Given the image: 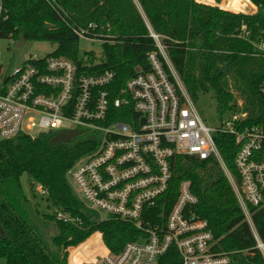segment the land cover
I'll return each mask as SVG.
<instances>
[{"label":"trees","instance_id":"1","mask_svg":"<svg viewBox=\"0 0 264 264\" xmlns=\"http://www.w3.org/2000/svg\"><path fill=\"white\" fill-rule=\"evenodd\" d=\"M0 1L7 15L0 21V38L15 41L23 34L25 41L53 43L54 51L45 57L64 56L75 63L79 73L87 75L112 70L116 86L123 85L137 69H149L148 53L158 54L150 35H159L192 99L211 91L220 114L238 109L246 114L244 123L264 122V99L259 92L264 79V57L251 42L236 35V28L245 25L251 31V39L264 37L261 11L232 12L196 0ZM250 1L264 8V0ZM90 23L94 27L87 29ZM85 29L87 35L101 36L100 59L93 52L80 49L75 31ZM95 59L98 62L89 64ZM223 64L225 72L221 70ZM213 139L226 167L234 172L237 146L233 135L216 132ZM95 144L87 131L78 128L41 133L33 138L26 135L0 138L3 264H68L66 248L78 245L94 232L101 233L103 244L111 252L120 251L127 241L136 238L137 230L128 222L89 220L66 182L67 168L92 151ZM170 163L172 179L161 199L166 202V210L175 201L180 182L189 181L196 201L187 208V213L207 221L214 240L213 250L227 253L229 264H264L217 160L213 156L199 159L183 154L173 156ZM23 174L28 176L31 190L39 184L46 190L45 197L53 208L69 211L80 217L81 223L63 222L52 213L39 212L21 183ZM153 217L154 212L146 218ZM253 222L264 241V207L254 211ZM156 264H179L176 248L169 247Z\"/></svg>","mask_w":264,"mask_h":264},{"label":"built area","instance_id":"2","mask_svg":"<svg viewBox=\"0 0 264 264\" xmlns=\"http://www.w3.org/2000/svg\"><path fill=\"white\" fill-rule=\"evenodd\" d=\"M245 4L247 11L242 13L264 14V8L250 0ZM6 18L0 1V21ZM93 27L90 23L87 29ZM87 29L75 31L79 41L101 42L100 35H87ZM236 35L251 42L264 57V37L251 39L245 25L236 28ZM150 36L161 59L155 51L149 52V69H137L121 86L113 83L112 70L82 74L64 56L31 55L10 73L3 70L0 60V138H33L37 135L29 132L34 129L39 135L78 128L96 142L92 151L67 168L66 182L83 212L94 213L84 212L89 220L128 222L137 230L136 238L111 252L100 233L101 247L86 256H73L69 264H156L171 246L178 252L179 264H229L227 253L213 250L207 221L187 213L196 201L189 181L180 182L169 209L161 200L172 179L170 160L183 154L217 160L264 259V241L253 222L254 211L264 207V122L246 124L245 112L234 109L227 111L229 116L220 128L208 127L159 35ZM259 92L264 99V79ZM216 132L234 137V172L226 167L216 147ZM36 185L45 195L46 190ZM153 212L155 217L146 218ZM51 213L60 221L81 223L69 211L53 208Z\"/></svg>","mask_w":264,"mask_h":264},{"label":"rangeland","instance_id":"3","mask_svg":"<svg viewBox=\"0 0 264 264\" xmlns=\"http://www.w3.org/2000/svg\"><path fill=\"white\" fill-rule=\"evenodd\" d=\"M196 1L215 6V4L224 5L225 3H227L228 0H220V1L196 0ZM244 1L246 2L247 0ZM241 4H242L241 0H234L233 7H225V6L223 7L225 9L227 8L228 9L227 11H234V12L247 11V8L246 7L244 8V6ZM13 43L14 41L10 38H0V60L2 62L3 70H6L7 73L12 72L16 67L20 66L24 61H26V59H28L31 55H35L39 57L46 56L47 54L53 52L56 47L55 44L43 40H26L19 49L14 48ZM79 47L84 51L93 52L97 59H100L102 56V44L98 40L90 41V40L82 39L79 41ZM192 100L203 122L210 128H220L221 125L224 123V120L229 116V112L220 114L216 110L215 99L211 91L206 93H199ZM29 133L31 135H38L39 131L34 129ZM20 180L26 192L30 194L29 196L33 206L36 209H38L39 212L44 211L47 213H51L53 211V207L46 199L45 195L41 194V189H39L37 185H33L31 190L29 188V179L26 174H23L20 177ZM84 212L90 216H94V213L91 212L90 210L84 209ZM99 234L100 232L97 233L94 232L86 240L79 243L78 245L68 246L66 248L67 263L69 264L72 262L71 259L73 256L80 257L81 254L82 256H86L89 255L88 252H93L96 250V248L98 249V247H101ZM92 235H94V238L90 240ZM86 241H88V243L84 246H81ZM0 264H3L2 258H0Z\"/></svg>","mask_w":264,"mask_h":264},{"label":"water","instance_id":"4","mask_svg":"<svg viewBox=\"0 0 264 264\" xmlns=\"http://www.w3.org/2000/svg\"><path fill=\"white\" fill-rule=\"evenodd\" d=\"M45 27H46V28H49L50 25L46 23V24H45ZM151 35H153V34H151ZM24 41H25V38H24L23 34H20V35L18 36V38L14 41V43H13V47L16 48V49H19V48L23 45ZM221 70H222L223 72L226 71V64H223V65L221 66Z\"/></svg>","mask_w":264,"mask_h":264},{"label":"bare ground","instance_id":"5","mask_svg":"<svg viewBox=\"0 0 264 264\" xmlns=\"http://www.w3.org/2000/svg\"><path fill=\"white\" fill-rule=\"evenodd\" d=\"M233 2H234V0H228L227 3H225V4L222 5V6H225V7H233ZM241 2H242L241 5H243V6L246 5L244 0H241Z\"/></svg>","mask_w":264,"mask_h":264},{"label":"crops","instance_id":"6","mask_svg":"<svg viewBox=\"0 0 264 264\" xmlns=\"http://www.w3.org/2000/svg\"><path fill=\"white\" fill-rule=\"evenodd\" d=\"M95 233H97V232H95Z\"/></svg>","mask_w":264,"mask_h":264}]
</instances>
